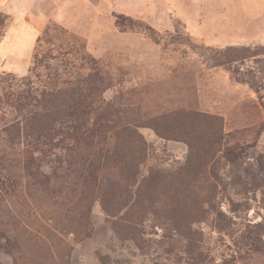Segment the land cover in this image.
I'll return each instance as SVG.
<instances>
[{
    "label": "rangeland",
    "instance_id": "374dc122",
    "mask_svg": "<svg viewBox=\"0 0 264 264\" xmlns=\"http://www.w3.org/2000/svg\"><path fill=\"white\" fill-rule=\"evenodd\" d=\"M230 1L0 0V264H264V17Z\"/></svg>",
    "mask_w": 264,
    "mask_h": 264
},
{
    "label": "crops",
    "instance_id": "0c3cea01",
    "mask_svg": "<svg viewBox=\"0 0 264 264\" xmlns=\"http://www.w3.org/2000/svg\"><path fill=\"white\" fill-rule=\"evenodd\" d=\"M230 5L235 7V6H249L250 8H252L254 10V13H262V16L264 17V0H235V2L231 3L230 1ZM7 35L4 36V38L0 41V52L4 51V52H8L7 50V44H8V39H7ZM34 34H32L33 37V42L31 44V46L29 47L28 52H30L32 50V48L34 47V39H35ZM260 36L264 37V34H261Z\"/></svg>",
    "mask_w": 264,
    "mask_h": 264
},
{
    "label": "trees",
    "instance_id": "16d2710c",
    "mask_svg": "<svg viewBox=\"0 0 264 264\" xmlns=\"http://www.w3.org/2000/svg\"><path fill=\"white\" fill-rule=\"evenodd\" d=\"M97 130L98 129H90V128L78 129V127H77L76 131L72 134V139L74 141H77V140L83 139V138H84V140H87V139H89L91 137H94L97 134ZM155 130L161 136H166V133H165L166 131L165 130H163V129H155ZM219 136H221V138H222L223 137V133L220 132Z\"/></svg>",
    "mask_w": 264,
    "mask_h": 264
}]
</instances>
